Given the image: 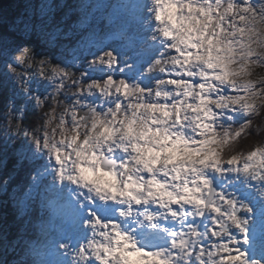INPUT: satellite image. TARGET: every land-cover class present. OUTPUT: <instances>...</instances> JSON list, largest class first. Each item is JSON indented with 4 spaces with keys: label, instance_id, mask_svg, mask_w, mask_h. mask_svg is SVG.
<instances>
[{
    "label": "clouds",
    "instance_id": "9594fccd",
    "mask_svg": "<svg viewBox=\"0 0 264 264\" xmlns=\"http://www.w3.org/2000/svg\"><path fill=\"white\" fill-rule=\"evenodd\" d=\"M16 7L0 20V264H46L53 239L60 264H264V0Z\"/></svg>",
    "mask_w": 264,
    "mask_h": 264
},
{
    "label": "snow or ice",
    "instance_id": "6c2138e0",
    "mask_svg": "<svg viewBox=\"0 0 264 264\" xmlns=\"http://www.w3.org/2000/svg\"><path fill=\"white\" fill-rule=\"evenodd\" d=\"M15 15H18V13H16ZM139 15V11L138 9H131V14L129 19H131L132 21H135L137 19ZM5 17L3 12H0V20H2ZM127 23V20H126ZM114 36L116 37H120V38H127L129 39V41L131 42V37H128L126 33H124L123 31H117L113 33ZM91 45H98L100 43H102V41H98V40H91L89 42ZM170 83H176V81H170ZM165 115H167V113H165ZM247 126L244 125L242 126L241 131L237 132L236 135L237 136H242L243 135V130L246 128ZM172 152H174L175 150H170ZM260 150H256L254 152H252L250 154V158L251 156H256L258 155V152ZM28 152H30V148L28 149ZM26 154V153H25ZM59 159V158H58ZM83 171V169H82ZM37 176L38 178L42 179L43 177L40 175V170H39V165H37ZM64 225L60 222L59 219H57L54 222H50L48 224V231H50V234L54 237V238H58L60 232L63 230ZM121 239H123V237H120ZM58 247V244L56 243V239H53L52 242L48 245V248L45 250V254L49 257L48 260L46 261V264H60L58 258H57V253H56V248ZM117 251H121L123 255H125L126 261L125 264H137L136 261V257L138 256V253H123V251L121 249H117ZM239 258V257H237Z\"/></svg>",
    "mask_w": 264,
    "mask_h": 264
},
{
    "label": "rangeland",
    "instance_id": "374dc122",
    "mask_svg": "<svg viewBox=\"0 0 264 264\" xmlns=\"http://www.w3.org/2000/svg\"><path fill=\"white\" fill-rule=\"evenodd\" d=\"M18 2L19 0H12V4L9 7L3 9L0 8V12H3L5 16L15 15L19 11V9L16 7V4ZM0 86H2V82H0ZM2 100H3V94L0 93V102H2ZM28 149L29 146L25 142H20L16 145H13V151H19L21 153H25L26 151H28Z\"/></svg>",
    "mask_w": 264,
    "mask_h": 264
},
{
    "label": "water",
    "instance_id": "95a60500",
    "mask_svg": "<svg viewBox=\"0 0 264 264\" xmlns=\"http://www.w3.org/2000/svg\"><path fill=\"white\" fill-rule=\"evenodd\" d=\"M12 4V0H1L0 1V8H6L9 7Z\"/></svg>",
    "mask_w": 264,
    "mask_h": 264
}]
</instances>
